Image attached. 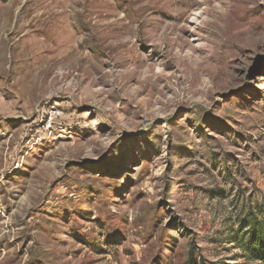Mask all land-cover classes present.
<instances>
[{
  "label": "rangeland",
  "instance_id": "374dc122",
  "mask_svg": "<svg viewBox=\"0 0 264 264\" xmlns=\"http://www.w3.org/2000/svg\"><path fill=\"white\" fill-rule=\"evenodd\" d=\"M251 215L264 0H0V264H260Z\"/></svg>",
  "mask_w": 264,
  "mask_h": 264
},
{
  "label": "trees",
  "instance_id": "16d2710c",
  "mask_svg": "<svg viewBox=\"0 0 264 264\" xmlns=\"http://www.w3.org/2000/svg\"><path fill=\"white\" fill-rule=\"evenodd\" d=\"M248 226L237 234L235 242L250 259L264 264V220L256 216H249ZM187 264H207L202 258L198 261L195 249L192 248Z\"/></svg>",
  "mask_w": 264,
  "mask_h": 264
},
{
  "label": "bare ground",
  "instance_id": "6f19581e",
  "mask_svg": "<svg viewBox=\"0 0 264 264\" xmlns=\"http://www.w3.org/2000/svg\"><path fill=\"white\" fill-rule=\"evenodd\" d=\"M69 51V50H68ZM67 51V52H68ZM73 51L74 50H72L71 52H70V54H72L73 53ZM77 55H78V53L74 56V57H77ZM73 56V55H72ZM79 56H82V55H79ZM83 57V56H82ZM69 58V57H68ZM71 58V57H70ZM78 58V57H77ZM74 61V60H73ZM68 62V61H67ZM70 62H71V59H70ZM79 62V61H78ZM77 61H75L71 66H74V68H79L78 66H77V63H78ZM67 68H69V67H67ZM71 69V68H70ZM68 70V69H67ZM76 70V69H75ZM73 73V72H72Z\"/></svg>",
  "mask_w": 264,
  "mask_h": 264
}]
</instances>
